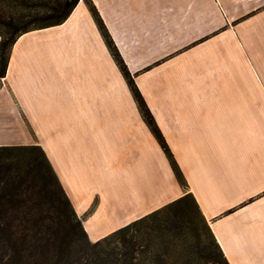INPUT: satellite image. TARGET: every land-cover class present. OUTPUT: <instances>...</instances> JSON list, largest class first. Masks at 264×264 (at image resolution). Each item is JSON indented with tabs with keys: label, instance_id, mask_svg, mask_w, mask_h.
I'll return each mask as SVG.
<instances>
[{
	"label": "crops",
	"instance_id": "crops-1",
	"mask_svg": "<svg viewBox=\"0 0 264 264\" xmlns=\"http://www.w3.org/2000/svg\"><path fill=\"white\" fill-rule=\"evenodd\" d=\"M93 2L230 264H264V0ZM1 82L0 146H42L93 241L186 193L84 0Z\"/></svg>",
	"mask_w": 264,
	"mask_h": 264
},
{
	"label": "trees",
	"instance_id": "trees-1",
	"mask_svg": "<svg viewBox=\"0 0 264 264\" xmlns=\"http://www.w3.org/2000/svg\"><path fill=\"white\" fill-rule=\"evenodd\" d=\"M84 1L186 193L93 241L42 146H0V264H230L100 11ZM79 2L0 0V87L18 38L62 24Z\"/></svg>",
	"mask_w": 264,
	"mask_h": 264
},
{
	"label": "rangeland",
	"instance_id": "rangeland-1",
	"mask_svg": "<svg viewBox=\"0 0 264 264\" xmlns=\"http://www.w3.org/2000/svg\"><path fill=\"white\" fill-rule=\"evenodd\" d=\"M258 37V36H257ZM262 37V36H260ZM260 40V39H258ZM241 43V42H240ZM243 45V44H242ZM241 45V46H242ZM255 46H252L251 47V44L249 45V43L247 42L246 45L244 46V50H245V53H246V61L249 62V64L254 67H258L259 65V60H258V57L255 56L254 53L257 54V51L260 47H263L264 49V39L260 40V41H256ZM257 46V47H256ZM258 48V49H257ZM112 54V53H111ZM113 56V55H112ZM114 58V57H113ZM115 60V59H114ZM118 65V64H117ZM128 66V65H127ZM119 67V66H118ZM120 68V67H119ZM129 68V67H128ZM121 70V69H120ZM124 75V74H123ZM252 77H251V80H264V74L260 73V72H252L251 73ZM125 77V76H124ZM127 80V79H126ZM128 82V81H127ZM131 89V88H130ZM132 91V90H131ZM133 94V93H132Z\"/></svg>",
	"mask_w": 264,
	"mask_h": 264
}]
</instances>
